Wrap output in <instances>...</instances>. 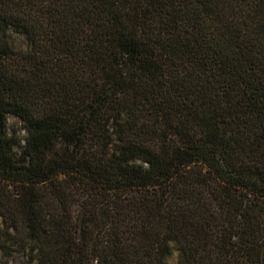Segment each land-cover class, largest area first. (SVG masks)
Listing matches in <instances>:
<instances>
[{
    "label": "trees",
    "instance_id": "1",
    "mask_svg": "<svg viewBox=\"0 0 264 264\" xmlns=\"http://www.w3.org/2000/svg\"><path fill=\"white\" fill-rule=\"evenodd\" d=\"M0 251L264 264V0H0Z\"/></svg>",
    "mask_w": 264,
    "mask_h": 264
},
{
    "label": "rangeland",
    "instance_id": "2",
    "mask_svg": "<svg viewBox=\"0 0 264 264\" xmlns=\"http://www.w3.org/2000/svg\"><path fill=\"white\" fill-rule=\"evenodd\" d=\"M10 41L16 48L24 49L26 47V40L24 36L20 33L11 31L10 32ZM8 122L10 125L16 124L17 127H20V122L14 116H9ZM20 135H24V130L20 128ZM176 259V253L173 254L169 262H174ZM0 264H26V258L21 253H14L11 256H4L0 251Z\"/></svg>",
    "mask_w": 264,
    "mask_h": 264
}]
</instances>
